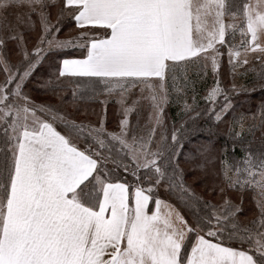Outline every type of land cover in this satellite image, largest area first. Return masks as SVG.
Returning a JSON list of instances; mask_svg holds the SVG:
<instances>
[{
	"label": "snow or ice",
	"instance_id": "obj_1",
	"mask_svg": "<svg viewBox=\"0 0 264 264\" xmlns=\"http://www.w3.org/2000/svg\"><path fill=\"white\" fill-rule=\"evenodd\" d=\"M257 88L264 0H0V264H264Z\"/></svg>",
	"mask_w": 264,
	"mask_h": 264
},
{
	"label": "trees",
	"instance_id": "obj_2",
	"mask_svg": "<svg viewBox=\"0 0 264 264\" xmlns=\"http://www.w3.org/2000/svg\"><path fill=\"white\" fill-rule=\"evenodd\" d=\"M228 69L226 67H222L221 69V75L225 79H230L229 77L226 76ZM39 75V74H38ZM238 82L239 83H245L246 81L242 77H238ZM213 83L211 76L209 75L207 81L205 84H200L198 85V88L203 90L206 85H211ZM34 97L38 100H41L40 97H46L45 93L43 92H34L33 93ZM262 98H264V92H261L259 88H257L255 94L251 93H241L239 96L236 97L238 100V105L236 108V112L243 114L246 117H251L253 113H257L258 116V106L261 103ZM111 109L112 106H109V111L111 114ZM169 114L174 116L176 114L175 108H169ZM254 123H246L244 132H245V143H248L249 141L252 142L253 147H258L260 144L261 137L264 136V128L259 126L258 119L255 121L257 126L251 131V133L248 132V128ZM111 126V125H110ZM237 130H239L237 128ZM221 133H224V128L221 126L220 128ZM224 142L223 135L221 136V143ZM237 155L239 156V150H237ZM247 201H245V204L247 205Z\"/></svg>",
	"mask_w": 264,
	"mask_h": 264
},
{
	"label": "rangeland",
	"instance_id": "obj_3",
	"mask_svg": "<svg viewBox=\"0 0 264 264\" xmlns=\"http://www.w3.org/2000/svg\"><path fill=\"white\" fill-rule=\"evenodd\" d=\"M45 98H47V97H40V99H45ZM69 110H71V109H69ZM251 122H253V120L252 119H246L245 120V125H246V123H251ZM245 125H244V128H245ZM111 127V126H110ZM237 128L239 129V126H237ZM240 130V129H239Z\"/></svg>",
	"mask_w": 264,
	"mask_h": 264
}]
</instances>
